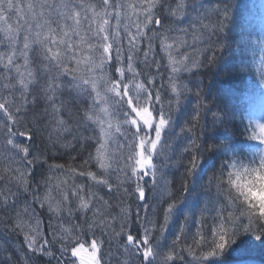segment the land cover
I'll list each match as a JSON object with an SVG mask.
<instances>
[{"label": "snow or ice", "instance_id": "1", "mask_svg": "<svg viewBox=\"0 0 264 264\" xmlns=\"http://www.w3.org/2000/svg\"><path fill=\"white\" fill-rule=\"evenodd\" d=\"M194 3L0 0V210L15 205L14 215L0 217V228L23 235L17 253H4L9 264H85L87 257L65 244L85 225L89 230L99 225L115 249L101 255V260L107 256L106 264H171L185 252L198 260L227 252L235 257L232 264H253L254 253H264V199L249 194L239 170L231 183L242 204L222 198L217 176L210 173L201 185L202 204L185 213L170 246L158 249L177 205L192 194L197 161L218 147L202 141L205 128L222 125L225 116L214 100H206L201 69L217 67L234 5L216 0L197 10ZM185 20L187 26L180 27ZM181 47L188 50L180 52ZM260 48L264 52V38ZM244 63L221 74L232 79L244 71ZM256 72L264 83V55ZM190 94L196 103L179 128L187 143L173 154L169 141L179 137L162 134L166 126L171 130L173 114ZM249 131L264 140V123ZM118 136L122 142L116 156L108 141ZM65 153L68 161L80 162H54ZM159 157L171 167L183 166L178 192L161 170L165 165L157 163ZM251 171L260 175L259 169ZM84 177L89 179L77 182ZM21 195L31 199L22 207L10 204ZM152 195L159 200L154 203ZM190 224L194 230L189 234ZM91 247L99 248L95 238Z\"/></svg>", "mask_w": 264, "mask_h": 264}, {"label": "trees", "instance_id": "2", "mask_svg": "<svg viewBox=\"0 0 264 264\" xmlns=\"http://www.w3.org/2000/svg\"><path fill=\"white\" fill-rule=\"evenodd\" d=\"M237 1L238 0H232V3L234 6L236 5ZM215 2H216V0H206V2L203 4H209V3H215ZM193 7L195 9L199 10L200 5H198L196 3L193 5ZM186 26H187V21L185 20L182 23V27H186ZM229 26H230L229 30L222 37V39L225 43V46L227 44H229L230 39H236L237 38V36H236L237 33L234 31V30H236V27L233 24H230ZM248 54L249 53H247V49L243 48L241 53L234 56V59H232L231 61H227V59H226V61H224V62L221 59V56H222V54H221L220 57L218 56L219 61H218L217 67L212 68L211 70L201 69V79H202L203 85L205 86L204 95H205L206 100H208V101L214 100V103L217 104L225 112V116H224L222 125H220V124H218L216 126L209 125L204 130L202 141L207 142V143H215L218 145V147L210 150L201 159L200 165H202V166L204 165L207 169V172L203 177V182L207 179V176L210 173H212L219 166V162L223 158L224 150L226 148H228L229 150L232 149L233 146L230 143V141L236 142L235 148H236L237 154H239V155L248 154V150H247V138H248L247 137L248 136L247 131H248V129H247V123L245 122L244 115H243L244 114L245 101H244V98H242V96H243L242 93L244 91H246V89L243 87V85L247 81V78L251 75L252 69H253L252 68V58L247 56ZM240 62H245L243 65L244 71L240 75L235 76L232 79H227L229 81L228 83L230 84V86H232V85L234 86V84H236L235 88H236V90H238V92L230 93V92L226 91L224 88L225 83L223 81L224 78H223V75L221 73H222V70H224L226 67H229V66L233 65L234 63H240ZM249 68L251 69V71H249ZM184 75L187 76L186 74H184ZM194 82L195 81H193V83ZM73 103H75V102L73 101ZM195 103H196V98L191 94L183 102V104L181 105V107L179 109L180 110L179 114H178L179 117H178L177 123H176L177 129L175 130V132H173V135H175L174 133H179L180 126L184 123V121L186 119H188L190 117L191 111H192V106ZM209 119H210V117L206 114L205 115L206 123L208 122ZM40 139H41L40 137L37 138V141H36L37 144L40 143ZM183 139H184L183 143L186 145L188 138L184 136ZM24 141H26L25 138H24ZM241 145H243L244 147L242 148ZM0 146H2V141H0ZM183 147L181 146V148H183ZM65 161H68L67 153H65L64 156L61 157L59 160L54 161V162L64 163ZM68 162L69 163H79L80 161L78 160L76 162H72V161H68ZM180 168H183V166H180ZM49 175H51V173H49ZM181 175H182V173H181ZM62 178L67 179L68 177H62ZM170 179L172 181V186L175 189L179 190V185H177L175 180H173L172 175H171ZM241 182H243V181H241ZM0 187H1V182H0ZM199 190L201 191L200 192L201 193V200H203L204 193H203V189L201 186H200ZM104 191H106V190H104ZM213 191H215V190L213 189ZM200 193L194 194V196H196V195L200 196ZM101 194H103V192H101ZM105 198L107 199V196ZM14 213H15V210H13L12 207L10 209H8L7 211L0 210V217L8 216V215H14ZM182 216L183 215L178 216L173 221V223H171V224L172 225L174 224L175 226H177V228H179V226L183 222ZM192 226H194V225H192ZM186 231L188 233L190 232V230L187 227H186ZM248 235H251V234H248ZM14 236H17L19 242L23 240L22 234L10 233L8 231V229L0 228V264H9L8 257H7V255L4 254L5 251L11 252L14 254L18 252V250L16 251L15 248H12L10 246V243H9L11 237H14ZM252 238L255 239L254 236ZM167 240L168 241L166 243H164L166 248L168 246H170V244H171V241H172L171 236L168 237ZM182 254L185 255V257L183 259H176L177 260L176 263H181V262L185 263L190 258H194V259L196 258L195 256L188 255L186 252L182 253ZM41 259H47V258L41 257ZM254 259H256L260 262H261V260L264 261V253H261L259 250H257L254 253ZM200 260H205V259H200ZM234 260H235L234 256H227V252H225L224 255H222L220 257H211L209 260H207L205 262L218 264V263H223V262L229 263L230 261H234ZM36 264H39V261H37Z\"/></svg>", "mask_w": 264, "mask_h": 264}, {"label": "clouds", "instance_id": "3", "mask_svg": "<svg viewBox=\"0 0 264 264\" xmlns=\"http://www.w3.org/2000/svg\"><path fill=\"white\" fill-rule=\"evenodd\" d=\"M96 111L101 117H103V113L99 112L98 107ZM254 127L255 125L253 126V129ZM95 130L96 132H99L98 121L95 124ZM43 135L47 136V132H44ZM113 135H116L115 132H113ZM249 135L252 140L257 142L254 153L251 155H239L237 154L235 147H232L231 150L226 148L224 150L223 158L219 162V166L213 171L219 181L222 198H230L237 204H242L243 202V197L236 191L235 187L231 183L232 180L236 179L235 173L237 170L242 173L240 176V182L243 181L241 182L242 184L245 181L248 182L247 187L249 189V194L254 195L258 199H264V168L261 167V157H264V140L252 138L250 131ZM241 147L243 148L244 146L241 145ZM197 163L200 164L201 162L197 161ZM233 164L236 165L235 169L232 167ZM246 169L248 170V174L244 175L243 173ZM253 169H259L260 175L252 172L251 170ZM229 173H232L231 178ZM97 229H99V234L96 229L89 230L85 225L82 230L78 228L75 233L65 239V244L69 251L75 247L80 256L87 257L85 264H102V261L106 264L107 256H104L103 260L100 258L103 253L108 252V249L104 246L105 243L102 242L103 237L101 233L103 229H100L99 225H97ZM92 231L96 232L95 240L99 243L98 249L91 247L92 239L89 240L86 238L92 236ZM85 244L89 245L87 252H85L83 247H80Z\"/></svg>", "mask_w": 264, "mask_h": 264}, {"label": "rangeland", "instance_id": "4", "mask_svg": "<svg viewBox=\"0 0 264 264\" xmlns=\"http://www.w3.org/2000/svg\"><path fill=\"white\" fill-rule=\"evenodd\" d=\"M196 2H200L201 0H195ZM198 5H201V3H197ZM262 9L264 10V7H262ZM237 21H238V19H237ZM113 23H114V21H113ZM239 25L240 24H242L241 22L240 23H238ZM264 24V23H263ZM157 27H159V26H157ZM180 27H182V24L180 25ZM134 30V29H133ZM189 31H191L190 29H189ZM123 34V33H122ZM171 35L172 36H176V35H183V33H176V32H173V33H171ZM249 36V35H248ZM258 36V39H260L261 40V38H264V25H263V28H262V33H259V35H257ZM250 38H254V39H256L255 38V36L254 35H251V37ZM74 39H75V37H74ZM184 39H186V40H188L189 41V43H191L192 44V47H196V45L194 44V43H192V41H191V37L190 36H184ZM247 39V38H246ZM238 40H240V41H244L245 40V36H242V34H240L239 36H238ZM260 40L257 42V45L259 46L258 48H256V51L258 52V65H257V68L259 67V64H260V57L262 56V55H264V52H262L261 51V48H260ZM169 42H171V41H169ZM228 49V48H227ZM187 51L188 49L186 48V47H181L180 49H179V51L180 52H184V51ZM239 50L240 49H233L232 47H230L229 49H228V51H227V53L225 54V58H226V55H227V57L230 59L231 57H233V55L234 54H237L238 52H239ZM227 59V58H226ZM187 75V74H186ZM258 81L256 82V84H255V86H254V91H253V93L251 94V96H250V98H249V103H248V106H247V108H246V111H247V120H248V122L250 123V126H254L255 124H257V123H264V83H262L261 81H260V77L258 76ZM141 102H143V101H141ZM179 111L180 110H178L176 113H174L173 115H174V119H173V122H177V119H178V117H179ZM145 115V117H147V113H145L144 114ZM0 118H2V115H0ZM175 128H176V126H175V124L174 123H172V127H171V130L169 131V129H168V127L166 126V128H165V133L164 134H162V137L164 136V135H166V136H170V134H171V132H173V130H175ZM257 131H258V129H257ZM176 136H178L179 138H177V139H172V140H170L169 142L171 143V146H172V149H178V148H180V146H184L185 144L184 143H180L181 142V140H182V138L184 137L183 135H180L179 133H177V134H175V135H173L172 137H176ZM17 140L18 141H24V138L23 137H18L17 138ZM120 142H122V138H120L119 136L117 137V141H112V140H109L108 141V147H109V149H110V152L111 153H113V154H115L116 156H119V154H117V152H116V150H112L113 148L114 149H117V150H119L120 149ZM256 141H254L253 140V142H251L250 144H251V149H252V151H255V145H256ZM121 150V149H120ZM140 149H138V151H139ZM160 149H159V146H158V151H159ZM254 153V152H253ZM154 159H155V157H154ZM160 162H162V161H160ZM143 171V170H142ZM148 171H149V173L151 172V169H148ZM56 173L54 172V173H51V175H55ZM165 174V173H164ZM82 179H84V178H82ZM145 179H148V180H150V177H145ZM86 181V180H85ZM84 181V182H85ZM107 191V190H106ZM177 192H178V190H177ZM151 198H152V200H153V202L155 203V202H157L158 200H159V196L158 195H152L151 196ZM194 203V201L192 200V198L189 196L188 198H186L185 200H183V201H181V204L180 205H177V209H176V211H175V213H174V215H173V218H174V216L175 215H177V216H180V215H182L183 213H187L186 211H188V210H186V209H184V208H187L189 205H191V204H193ZM10 209V208H9ZM12 209L13 210H15V207L13 206L12 207ZM173 218H172V220L169 222V225L172 223V221H173ZM168 231V228H167V230H166V232ZM166 232H165V234H166ZM169 233V232H168ZM164 234V236L162 237V239H161V241H160V243H159V245H158V249H164V250H166V248H165V246H164V244H163V240H164V237L166 236ZM10 246L12 247V248H15V250L17 251L18 250V246H19V241H18V238H17V236H14V237H11V239H10ZM85 247L86 248H88L89 247V245L88 244H85ZM115 251V249H111V251ZM73 259H76V260H78V258L77 257H73ZM210 258H207V259H205V260H198L197 258H190L189 260H187L186 262H185V264H206V262L205 261H207V260H209ZM175 261H176V259L173 261V262H171V264H174L175 263ZM102 264H104V261H102Z\"/></svg>", "mask_w": 264, "mask_h": 264}, {"label": "bare ground", "instance_id": "5", "mask_svg": "<svg viewBox=\"0 0 264 264\" xmlns=\"http://www.w3.org/2000/svg\"><path fill=\"white\" fill-rule=\"evenodd\" d=\"M226 48L227 47L225 46L221 52H218L217 53V56L220 57V55L223 54V52L226 50ZM221 59L223 60V62L225 61L223 58H221ZM223 78H224L223 79L224 83L225 84H229L228 83L229 81L227 80V78H225V77H223ZM234 87H236V84H234ZM24 142H26V141H24ZM180 143H183V142H180ZM112 150H116L117 154H120V151H121L120 149L117 150V149H114V148ZM181 150H182L181 146L178 149H173V154L179 153ZM160 161H162V162H160ZM157 163L159 165H165L161 169L162 172L165 173V175L167 177H169V178H171V175H172L173 176V180H175L176 184L177 185L180 184V178H181V173L183 172V168H180V167H171L170 165H166V162H165V160H164L163 157H159L158 160H157ZM206 172H207L206 167L204 165L203 166L200 165L199 169L197 170L196 174L194 175V177H193V184L191 186V188H192V194L189 195L192 198V200L194 201V203L191 204V205H189L187 208H184V209L188 210L186 212H191V211H193L195 209H198L199 206L202 204L203 200H201V193H200L201 191L199 190V188H200L201 184L203 183V177L206 174ZM67 179H68V182L69 183L72 182L71 179H69V178H67ZM88 179L89 178H86V177H84V179L78 178L77 179V182L78 183H81V182H84L85 180L87 181ZM1 187L2 188L4 187V185H3L2 182H1ZM13 191H15V188L14 187H13ZM197 193H200V196L199 195H196L197 197L194 196V194H197ZM184 195H187V193H185ZM189 196H187V198ZM25 199L30 200L31 198H30V196H27V195H21L18 198L13 197V198L10 199V204L12 203V201H16L22 207L23 206V201ZM13 206L15 207V205H13ZM35 207L37 208V211H41L39 209V206L38 205H35ZM114 211H119V209L118 208H115ZM88 215L90 216L91 213H89ZM182 215H183L182 218L184 220L185 213H183ZM43 220H44L43 227L46 229L47 228V223H48V215L47 214H45L43 216ZM187 228L190 230L189 234L194 230V226H192V225H187ZM178 229L179 228H177V226H175L174 224L173 225L170 224L168 226V231L165 234L166 236L164 237L163 244L168 241L167 238L170 237V236H171V238L173 240V238H175V235L178 233ZM97 233L99 234V229H97ZM86 238L89 239V240H91V239H94L95 237L91 236V237H86ZM103 239L105 240V244H104L105 248H107L108 251H111V249L109 248V245L107 243L108 237L107 236H103ZM165 248H166V246H165ZM184 257H185V255L182 254V258H180V259H183ZM176 262H177V260L175 261L174 264H185V263H182V262L181 263H176Z\"/></svg>", "mask_w": 264, "mask_h": 264}]
</instances>
